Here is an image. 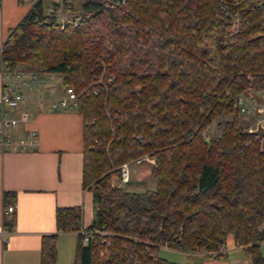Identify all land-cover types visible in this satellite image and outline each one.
<instances>
[{
    "label": "trees",
    "instance_id": "16d2710c",
    "mask_svg": "<svg viewBox=\"0 0 264 264\" xmlns=\"http://www.w3.org/2000/svg\"><path fill=\"white\" fill-rule=\"evenodd\" d=\"M46 5L36 0L8 30L0 66L61 72L78 93L89 240L79 206L55 209L57 230H78L73 264H193L160 249L217 257L228 235L264 264V140L237 104L245 88H264V0H82L62 27ZM145 153L154 188L111 184ZM55 257V234L42 235L39 264Z\"/></svg>",
    "mask_w": 264,
    "mask_h": 264
},
{
    "label": "crops",
    "instance_id": "0c3cea01",
    "mask_svg": "<svg viewBox=\"0 0 264 264\" xmlns=\"http://www.w3.org/2000/svg\"><path fill=\"white\" fill-rule=\"evenodd\" d=\"M35 1L0 0V49L8 30ZM25 106L30 118L13 127L12 133L25 135L35 129L36 143L27 149H0V264H39L44 234H55V264H73L78 230H57L55 209L79 206L81 227L92 219V195L82 188L81 115L76 107L51 108L46 97L43 105L30 99L27 105L21 103L16 108L0 102V116L3 109L17 114ZM5 191L14 193L9 201L14 210L3 215ZM223 246L217 257L202 250L181 252L193 256V264L202 256L214 258L216 264H252L245 246L235 244L232 235Z\"/></svg>",
    "mask_w": 264,
    "mask_h": 264
},
{
    "label": "built area",
    "instance_id": "2783aa9c",
    "mask_svg": "<svg viewBox=\"0 0 264 264\" xmlns=\"http://www.w3.org/2000/svg\"><path fill=\"white\" fill-rule=\"evenodd\" d=\"M22 1V0H19ZM114 3L124 0H110ZM74 0H50L45 7V14L49 19L58 23L61 27L68 20H76L79 14H72L71 8ZM2 48V47H1ZM1 51V49H0ZM1 94L0 102L3 106L16 108L21 103L27 105L28 100L38 105H43L46 97L49 98L50 107L63 110L76 107L78 93L72 84H64V74L55 71H43L24 67L8 68L0 66ZM110 79V78H109ZM238 111L240 117L246 120V131L255 133L261 141L264 140V88L255 89L247 87L237 97ZM30 118L27 107L12 114L9 110L3 109L0 116V149L21 150L32 147L36 143L37 132L29 130L25 135H14L12 128ZM136 163L154 162V158L142 154L133 159ZM129 164L126 161L120 166L121 181L129 178ZM14 210V204L9 203L3 206V215ZM86 227V226H85ZM82 242L89 240L90 230L81 227ZM224 244L220 245V249Z\"/></svg>",
    "mask_w": 264,
    "mask_h": 264
},
{
    "label": "rangeland",
    "instance_id": "374dc122",
    "mask_svg": "<svg viewBox=\"0 0 264 264\" xmlns=\"http://www.w3.org/2000/svg\"><path fill=\"white\" fill-rule=\"evenodd\" d=\"M24 2H30L31 0H23ZM50 0H45V5L48 4ZM82 0H74L73 6L71 8L72 14H80V4ZM17 67H24V68H30L35 69L33 65L28 64H19ZM231 114L228 113H222L218 117L214 118L210 125L207 127V134L210 136H215L219 134V124H222L225 119L229 118ZM246 120H243L241 118L242 124H246ZM146 154V153H145ZM149 155V154H147ZM151 156V155H149ZM138 157V156H137ZM153 157V156H151ZM136 158V157H135ZM154 158V157H153ZM134 159V158H133ZM133 159L129 160V178L127 181H121L119 179V175H113L111 179V184L114 186H119L127 190H136L141 191L147 188H154L155 187V178L150 175L149 168L150 164L149 162H141L136 163ZM124 163V162H123ZM153 163V162H152ZM122 164V163H121ZM120 164V166H121ZM119 166V171H120ZM260 251L264 255V242L260 245ZM160 255L163 257H166L168 259L178 261V262H186V261H195V258L193 256L187 255L181 251L174 250L167 247H162L160 249ZM202 262V263H201ZM198 264H216V260L214 258H210L208 256H202L199 258V261L197 260Z\"/></svg>",
    "mask_w": 264,
    "mask_h": 264
}]
</instances>
